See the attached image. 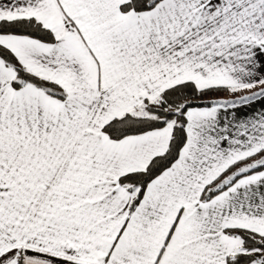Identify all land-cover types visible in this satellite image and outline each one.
<instances>
[{
    "label": "snow or ice",
    "instance_id": "6c2138e0",
    "mask_svg": "<svg viewBox=\"0 0 264 264\" xmlns=\"http://www.w3.org/2000/svg\"><path fill=\"white\" fill-rule=\"evenodd\" d=\"M0 264H264V0H0Z\"/></svg>",
    "mask_w": 264,
    "mask_h": 264
},
{
    "label": "trees",
    "instance_id": "16d2710c",
    "mask_svg": "<svg viewBox=\"0 0 264 264\" xmlns=\"http://www.w3.org/2000/svg\"><path fill=\"white\" fill-rule=\"evenodd\" d=\"M217 95L224 96V95H227V94L226 93H219Z\"/></svg>",
    "mask_w": 264,
    "mask_h": 264
},
{
    "label": "crops",
    "instance_id": "0c3cea01",
    "mask_svg": "<svg viewBox=\"0 0 264 264\" xmlns=\"http://www.w3.org/2000/svg\"><path fill=\"white\" fill-rule=\"evenodd\" d=\"M224 96H227V95H224Z\"/></svg>",
    "mask_w": 264,
    "mask_h": 264
}]
</instances>
